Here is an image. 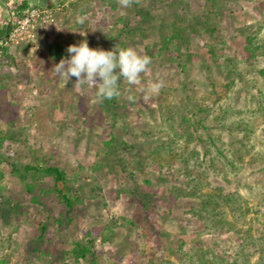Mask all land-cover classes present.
Returning a JSON list of instances; mask_svg holds the SVG:
<instances>
[{"label": "rangeland", "instance_id": "374dc122", "mask_svg": "<svg viewBox=\"0 0 264 264\" xmlns=\"http://www.w3.org/2000/svg\"><path fill=\"white\" fill-rule=\"evenodd\" d=\"M22 1L0 0V32L24 9ZM28 4L54 15L39 50L8 43L14 58L6 51L0 57V132L15 137L6 142L12 154L0 148V253L11 264H41L34 251L38 224L47 211H64L54 195L29 201L12 172L10 163L23 167L35 148L77 177L84 205L67 237L114 227L109 241L97 235L100 264H184L182 254L199 247L216 260L242 245L235 226L206 227L194 211L200 199L174 200L169 193L184 184L185 158L207 166L210 136L232 149L228 191L247 201L238 204L244 222L264 232V0ZM123 22L132 33L121 31ZM175 33L180 37L168 41ZM55 39L60 58L48 52ZM248 45L258 48L253 58ZM171 141L172 151L151 153ZM221 180L209 177L215 186ZM57 229L53 224L61 236ZM256 247L251 264H264V242Z\"/></svg>", "mask_w": 264, "mask_h": 264}, {"label": "trees", "instance_id": "16d2710c", "mask_svg": "<svg viewBox=\"0 0 264 264\" xmlns=\"http://www.w3.org/2000/svg\"><path fill=\"white\" fill-rule=\"evenodd\" d=\"M28 2L29 0H23L21 4L24 8H27L29 7ZM133 30V27L129 23L123 22L121 29L123 33L128 35ZM7 32L8 29L5 27V30L0 32V39L5 37ZM179 37V34L175 33L168 41H173ZM183 46H186V44H183ZM47 48L51 57L60 58L64 55L63 47L56 39L49 43ZM256 49L258 48H251L250 45L247 46V50L251 52L252 58ZM5 51L9 53V48L5 47ZM207 52L210 55L213 54L214 50L207 48ZM8 56L14 58L10 53ZM188 121L190 122V118H187ZM200 121L203 122V120ZM187 135L188 138L193 137L192 133H188ZM14 139L13 135L3 136L0 132V148H7L8 152L12 154L13 151L7 146L6 142L14 141ZM110 140L114 141V135L111 136ZM173 144L175 145V142L171 141L156 149L153 148L151 153L172 151ZM205 144L206 151L204 154L209 158L207 166L202 164L203 161L198 162L196 166L195 164H191L188 159L185 160V158L182 162V158H180L181 162L185 165V169L182 172L184 184L174 185L169 192L170 196L174 200L181 197L200 199L201 205L199 208L194 209V211L203 217L206 227H214L215 225L218 229H233L235 226L244 242L235 251L221 253L216 260L209 254V250H202L200 247L192 252H184L182 259L185 262L184 264H251V249H258L256 246L264 242V232L260 228L256 229L252 226V220L251 223L244 222L243 207L238 204H247V201L245 202L237 191H228V188L231 187V181L226 174L227 168L225 169V167L227 165L230 167L233 164L235 165L232 158V149L227 148V144H221L219 140L211 136L205 141ZM212 148L214 151H212ZM33 155L34 159L24 164L23 167H20L17 162L10 163L12 172L18 175L25 185V197L37 204L43 202L42 197L54 195L64 208V211L60 214L55 211H47L38 224L37 232L34 234V251L37 253L39 261L41 264H100L97 235L102 236L103 242L109 241L114 234V227L106 226V228L98 232L90 231L83 238L70 239V237H67L68 234L71 236L76 231L73 214L84 205V198L81 195L82 191L75 189L77 177L71 176L65 168L51 164L49 156L44 154L40 157L36 148L33 150ZM174 157L176 158L177 155H174ZM2 159H4V155H0V164ZM157 165L162 167V163ZM223 165L225 166L222 167ZM210 175H217L222 178L221 185H212L209 181ZM3 179L4 174L0 169V190L3 186ZM206 187H209V189L206 190ZM9 207L12 210H17L18 204H9ZM225 207H229V210ZM229 213H232L234 216L233 221L228 219ZM155 214L152 211L147 217L153 220ZM237 221L240 222L239 226L237 225ZM246 223H249V225L245 226ZM53 224H57L58 232L61 233L62 231L61 236L52 230ZM196 255H198L197 260L195 259ZM10 259L11 256L9 257L7 254L0 253V264H11ZM229 259L232 262H229Z\"/></svg>", "mask_w": 264, "mask_h": 264}, {"label": "built area", "instance_id": "2783aa9c", "mask_svg": "<svg viewBox=\"0 0 264 264\" xmlns=\"http://www.w3.org/2000/svg\"><path fill=\"white\" fill-rule=\"evenodd\" d=\"M53 15L51 8L40 4L29 5L18 11L16 16L12 13L7 24V35L0 39V57L8 43L17 46L28 42L31 48L39 50L40 39L53 21Z\"/></svg>", "mask_w": 264, "mask_h": 264}, {"label": "crops", "instance_id": "0c3cea01", "mask_svg": "<svg viewBox=\"0 0 264 264\" xmlns=\"http://www.w3.org/2000/svg\"><path fill=\"white\" fill-rule=\"evenodd\" d=\"M7 27V26H6Z\"/></svg>", "mask_w": 264, "mask_h": 264}]
</instances>
